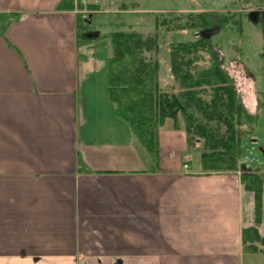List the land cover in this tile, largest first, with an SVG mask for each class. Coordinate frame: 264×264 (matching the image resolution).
Segmentation results:
<instances>
[{
    "label": "crops",
    "instance_id": "0c3cea01",
    "mask_svg": "<svg viewBox=\"0 0 264 264\" xmlns=\"http://www.w3.org/2000/svg\"><path fill=\"white\" fill-rule=\"evenodd\" d=\"M62 1L0 0L16 15L0 30V264H264L243 243L264 234L253 195L199 159L185 170L181 120L153 159L109 98L111 43L80 39ZM159 63L160 92L178 94Z\"/></svg>",
    "mask_w": 264,
    "mask_h": 264
},
{
    "label": "trees",
    "instance_id": "16d2710c",
    "mask_svg": "<svg viewBox=\"0 0 264 264\" xmlns=\"http://www.w3.org/2000/svg\"><path fill=\"white\" fill-rule=\"evenodd\" d=\"M75 1L63 0L59 7L73 9ZM252 14L264 40V9ZM209 17L203 16L207 20L204 27L228 23L227 18L216 23ZM3 18L5 21H1ZM11 18H16V15L9 18L0 15V30ZM110 38L112 55L107 60L109 98L116 105V114L128 122L153 159L158 162L160 126L167 118H172L178 128V114L181 113L188 141L192 142L194 136L205 138L206 151L201 155L203 168L234 169L237 159L246 152L245 140L242 141V121H254L255 117L245 109L237 95L232 77L225 70L210 38L200 36L195 41H180L173 45L170 54L172 73L183 88L179 97L159 92L160 64L158 60L146 57V52L158 46L156 36L144 37L135 31H115ZM203 51L210 56L209 65L200 66ZM221 124L227 127V133L221 132ZM243 179L247 187L256 193L255 216L256 222H260L263 178L259 174H245ZM243 243L245 250L260 251V244L264 251V234L261 235L254 227L245 228Z\"/></svg>",
    "mask_w": 264,
    "mask_h": 264
},
{
    "label": "rangeland",
    "instance_id": "374dc122",
    "mask_svg": "<svg viewBox=\"0 0 264 264\" xmlns=\"http://www.w3.org/2000/svg\"><path fill=\"white\" fill-rule=\"evenodd\" d=\"M82 1L76 0L74 6L76 11L81 12L78 32L81 35L84 31L95 34L97 38L94 42L100 52L102 50L105 53L107 50L110 52V35L115 31H135L144 37L156 36L160 47L157 46L156 49L146 52V57L158 60V62L161 59L162 67L165 71H170L172 75L170 54L173 45L180 41L183 42V40L195 41L200 36L210 38L225 70L232 77L237 95L241 98L245 109L255 117L254 121L253 119H243L242 121V141L245 140L246 152L237 159L234 169L224 171L236 175L242 187L253 195L256 214V193L247 187L243 176L259 174L263 178L264 186V173L262 172L264 171V152L260 149H264V57L262 56L264 40L259 26L254 22L255 16L252 14L264 9V2H246L245 0H127L128 2L123 0H84L85 3H83ZM169 9L170 13L167 12ZM203 16H210L216 23L227 18L228 23L204 27L207 20ZM86 18L90 19V24H87ZM1 21H5L4 18ZM79 38L83 39L82 36ZM202 55L203 61L199 65H209V54L203 51ZM174 80L179 86L178 94L171 93L170 89L166 94L179 97L183 93V88L175 77ZM250 100L253 101L250 104L253 105V110L246 107ZM180 120L186 131L181 113L178 114L179 126ZM221 132L227 133V127L223 124H221ZM187 145L190 152L184 162L185 170L190 168L192 160H200L198 163L203 168L201 155L206 151L205 138L194 136L191 142L188 141L187 134ZM255 166H261V168L258 169ZM209 171L217 173L223 170L203 168V172ZM263 213L262 202L261 217H263ZM258 246L263 250L260 244Z\"/></svg>",
    "mask_w": 264,
    "mask_h": 264
},
{
    "label": "built area",
    "instance_id": "2783aa9c",
    "mask_svg": "<svg viewBox=\"0 0 264 264\" xmlns=\"http://www.w3.org/2000/svg\"><path fill=\"white\" fill-rule=\"evenodd\" d=\"M82 2H83V3H85V1H84V0H83Z\"/></svg>",
    "mask_w": 264,
    "mask_h": 264
}]
</instances>
